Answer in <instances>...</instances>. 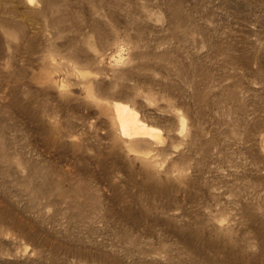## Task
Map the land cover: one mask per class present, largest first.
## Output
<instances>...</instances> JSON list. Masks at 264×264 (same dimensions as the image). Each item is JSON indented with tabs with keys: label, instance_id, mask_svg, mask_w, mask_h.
<instances>
[{
	"label": "rangeland",
	"instance_id": "1",
	"mask_svg": "<svg viewBox=\"0 0 264 264\" xmlns=\"http://www.w3.org/2000/svg\"><path fill=\"white\" fill-rule=\"evenodd\" d=\"M223 263L264 264V0H0V264Z\"/></svg>",
	"mask_w": 264,
	"mask_h": 264
},
{
	"label": "bare ground",
	"instance_id": "2",
	"mask_svg": "<svg viewBox=\"0 0 264 264\" xmlns=\"http://www.w3.org/2000/svg\"><path fill=\"white\" fill-rule=\"evenodd\" d=\"M27 2L33 5L38 4V0H27ZM113 110L115 114V120L122 137H125L129 140H134V139L140 140V138H150L154 141H157L158 143L161 141V136L159 133L160 130L157 127L151 126L148 123H146L144 120H142L139 112L135 110L132 106L123 102H115L113 104Z\"/></svg>",
	"mask_w": 264,
	"mask_h": 264
}]
</instances>
